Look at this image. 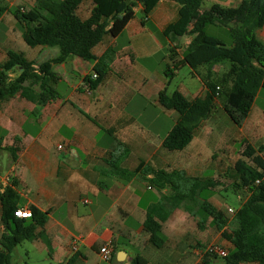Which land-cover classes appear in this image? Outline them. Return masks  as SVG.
<instances>
[{"label":"crops","instance_id":"1","mask_svg":"<svg viewBox=\"0 0 264 264\" xmlns=\"http://www.w3.org/2000/svg\"><path fill=\"white\" fill-rule=\"evenodd\" d=\"M2 4L27 10L35 0H2ZM93 5V0H83L77 10L79 16L88 17ZM178 9L176 1L160 0L149 21L144 22L138 6L120 34L106 35L93 47L96 59L69 55L53 64L58 76L50 84L56 95L43 104L35 100L41 92L38 81L24 82L31 86L33 99L21 91L9 94L6 87H0V192L14 181L16 208H30L35 215L31 219L47 214L44 226L36 228V232H45L47 240L38 237L22 241L12 251L10 264H15L13 253H18L19 246L25 249V264L36 253L44 264H131L136 254L154 264H195L200 260L206 246H194L199 240L186 239L179 255L168 246L167 227L175 217H180L177 232L181 237L187 222L197 223L198 217L184 208H176L163 222L168 241L157 247L159 255L143 224L147 210L161 197L149 181L154 174L145 173L146 167L203 176L210 169L216 170L214 166H222V158L215 160L216 154L210 150L206 129L215 114L201 122L183 149L169 150L163 144L179 112L165 107L159 94L163 89L172 92L171 75L187 65L181 59L191 39L181 41L185 35L169 38L162 33L164 26L177 18ZM254 32L264 42V12ZM11 50L22 52L35 62L34 66L60 53L58 46H30L15 15L8 10L0 18V63ZM168 65L170 76L166 74ZM96 66L105 70V76L88 90L85 79H96L92 75L97 72ZM228 68L227 62L191 68L199 81L197 89L183 84L178 90L188 99L204 96L207 87L201 77L220 78ZM9 75L11 80L19 71H10ZM151 105L155 111H151ZM219 106L224 110L217 101ZM163 117L170 120L164 134L157 127L163 124ZM141 163L144 167L125 179L114 167L134 171ZM209 200L212 202L210 193ZM9 232L0 199V250L1 238ZM107 241L113 247L110 262L102 260L99 253Z\"/></svg>","mask_w":264,"mask_h":264},{"label":"trees","instance_id":"2","mask_svg":"<svg viewBox=\"0 0 264 264\" xmlns=\"http://www.w3.org/2000/svg\"><path fill=\"white\" fill-rule=\"evenodd\" d=\"M83 0H35V4L22 10L19 6L9 7L0 0V18L11 11L23 30V37L30 46H58V56L34 66V61L22 52L11 50L7 59L0 63V87L9 94L18 91L28 98L32 96L30 85L24 82L38 81L41 92L35 99L43 104L56 95L50 82L58 76L53 64L62 62L69 55H77L92 61L96 59L93 47L106 35L117 36L135 16L136 8H142V21H149V15L160 0H93L94 5L88 17L82 18L77 10ZM179 4L178 16L166 24L163 35L171 38L190 35L185 46L181 63L194 70L201 65L213 66L229 61L228 70L212 81L210 76H202L207 92L204 96L188 99L180 90L167 92L163 89L159 101L167 108L178 110L179 117L164 137L163 144L169 150L183 149L194 137L201 122L215 113L218 96L223 85L227 87L225 98L221 102L231 120L241 126L249 115L256 96L264 89V42L254 32V25L264 12V0H240L237 6H223L214 1L204 6V0H174ZM209 23H219L228 27L232 43L227 44L221 38L206 32ZM173 49V48H172ZM17 70L19 75L11 80L9 72ZM97 77H86L91 88L96 87L104 78L105 70L96 66ZM170 73V66L166 67ZM1 95V91H0ZM241 156L235 161V189L246 192V198L232 216L209 200V190L217 184L214 178L188 175L185 171L155 169L146 167L145 173H153L149 179L153 187L161 192L160 201L147 210L144 228L149 239L156 247H162L168 241L163 231V222L176 208H184L195 217L197 224L205 228L208 224L217 227L222 236L231 243L221 264H243L250 262L264 264V145L254 146L244 141ZM117 175L122 178L131 176L144 167V163L134 171L114 165ZM8 184L0 199L3 203V220L10 232L3 234L0 250V264H10L12 251L24 240L47 236L43 230L36 232L37 226L43 227L47 214L40 213L35 219L22 218L14 214L17 209L14 200L17 193ZM168 188V191H164ZM208 192L202 195L203 190ZM198 197L202 200H198ZM220 255L202 252L195 264H214ZM131 264H154L145 256L136 254Z\"/></svg>","mask_w":264,"mask_h":264},{"label":"rangeland","instance_id":"3","mask_svg":"<svg viewBox=\"0 0 264 264\" xmlns=\"http://www.w3.org/2000/svg\"><path fill=\"white\" fill-rule=\"evenodd\" d=\"M214 1L219 2L223 6H237L240 0H204V6H210ZM141 16V13H139ZM149 27L153 28L151 23L148 24ZM205 30L211 35H215L221 38L225 43L229 44L232 41V35L227 26L219 23H209L206 25ZM181 41L188 40L191 38L190 35H185L181 37ZM229 64V61H225ZM178 73L171 75V84L169 86L170 91L178 89V87H184V85L191 84L193 91L197 89L199 81L192 75V69L188 65H183L178 68ZM212 81H218V78H212ZM227 87L222 86L220 94L218 96V102L225 98V91ZM151 111L156 109L151 105ZM264 89H261L259 95L255 99L253 104V109L248 117L244 120L241 126L236 125L229 115L222 110L221 106L217 107L215 115L210 118L207 122V131L209 136L210 150L216 154L215 160L222 158V166L215 167L216 170H208L204 173V177H211L217 181V184L209 190L210 199L215 205L220 207L226 216H232L235 210L241 205V202L246 198V192H238L234 187V181L236 179V172L233 168L234 162L244 149V141L247 140L251 142L254 146L264 145ZM163 124L157 126L158 129L164 134L166 129L169 128L170 120L168 117L164 119ZM174 120L171 121V125ZM201 131H198V133ZM227 164L229 165L227 167ZM155 188V187H154ZM158 191L157 188H155ZM208 190H203L202 195L206 194ZM229 208L233 210L230 211ZM180 217H175L173 222L167 227L169 233V248L173 251L174 255H179L180 250L183 249L185 240H199L194 242V246L203 247L208 244L214 243L222 247L226 251H229L231 243L225 239L221 231L217 227L208 224L206 228H200L198 224L194 221H189L185 224V234L180 236L177 232V222H179ZM156 255L161 252L157 247ZM190 249H192L189 246ZM191 254V253H190ZM25 258V249L23 246H19L18 253H13V262L15 264L21 263ZM222 258L219 256L215 260L214 264H221ZM25 264L26 262H22ZM45 262L41 259L40 254L36 253L33 256V260L29 264H44ZM191 261L188 264H192ZM186 264V263H183ZM244 264H249L245 262Z\"/></svg>","mask_w":264,"mask_h":264},{"label":"built area","instance_id":"4","mask_svg":"<svg viewBox=\"0 0 264 264\" xmlns=\"http://www.w3.org/2000/svg\"><path fill=\"white\" fill-rule=\"evenodd\" d=\"M92 75L94 78L97 77V73H93ZM86 86H87L88 90H92V88L90 87L89 84H86ZM58 146L61 147V144H59ZM85 201H88V200H85ZM229 209H230V211L233 210L232 208H229ZM32 212L33 211L30 208H21L20 207L14 211V214L18 217L29 218V217H32ZM73 248L77 249V245L74 244ZM204 251L209 252V253H216L220 256H225L227 254V251L225 249H223L222 247H220L214 243L208 244L202 250V252H204ZM99 253H100L102 260H104L105 262H110L112 254H113V247H112L111 241H107L104 244H102L100 246Z\"/></svg>","mask_w":264,"mask_h":264},{"label":"water","instance_id":"5","mask_svg":"<svg viewBox=\"0 0 264 264\" xmlns=\"http://www.w3.org/2000/svg\"><path fill=\"white\" fill-rule=\"evenodd\" d=\"M125 252L124 251H122V254H124Z\"/></svg>","mask_w":264,"mask_h":264}]
</instances>
